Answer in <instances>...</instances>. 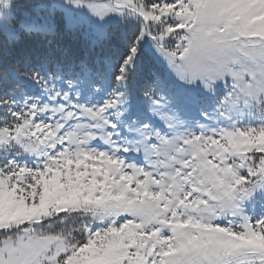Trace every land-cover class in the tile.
<instances>
[{
  "label": "snow or ice",
  "instance_id": "6c2138e0",
  "mask_svg": "<svg viewBox=\"0 0 264 264\" xmlns=\"http://www.w3.org/2000/svg\"><path fill=\"white\" fill-rule=\"evenodd\" d=\"M0 264H264V0H0Z\"/></svg>",
  "mask_w": 264,
  "mask_h": 264
}]
</instances>
